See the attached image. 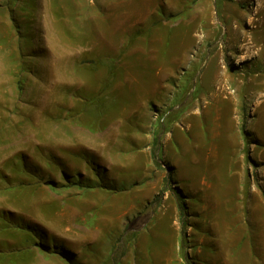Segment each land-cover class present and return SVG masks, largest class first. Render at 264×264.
<instances>
[{
    "label": "rangeland",
    "instance_id": "rangeland-1",
    "mask_svg": "<svg viewBox=\"0 0 264 264\" xmlns=\"http://www.w3.org/2000/svg\"><path fill=\"white\" fill-rule=\"evenodd\" d=\"M0 264H264V0H0Z\"/></svg>",
    "mask_w": 264,
    "mask_h": 264
},
{
    "label": "trees",
    "instance_id": "trees-1",
    "mask_svg": "<svg viewBox=\"0 0 264 264\" xmlns=\"http://www.w3.org/2000/svg\"><path fill=\"white\" fill-rule=\"evenodd\" d=\"M39 230H40V231H43V230H41V229H39ZM58 255H60V254H58ZM60 256H61L62 258H66L65 255H63V254H61Z\"/></svg>",
    "mask_w": 264,
    "mask_h": 264
},
{
    "label": "bare ground",
    "instance_id": "bare-ground-1",
    "mask_svg": "<svg viewBox=\"0 0 264 264\" xmlns=\"http://www.w3.org/2000/svg\"><path fill=\"white\" fill-rule=\"evenodd\" d=\"M223 72V71H222ZM219 101V100H218Z\"/></svg>",
    "mask_w": 264,
    "mask_h": 264
}]
</instances>
